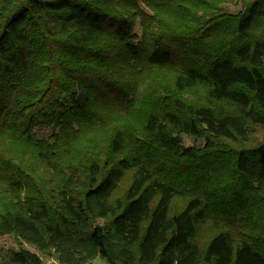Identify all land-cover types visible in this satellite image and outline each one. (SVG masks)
<instances>
[{
	"label": "trees",
	"instance_id": "1",
	"mask_svg": "<svg viewBox=\"0 0 264 264\" xmlns=\"http://www.w3.org/2000/svg\"><path fill=\"white\" fill-rule=\"evenodd\" d=\"M229 1L0 0V264H264V0Z\"/></svg>",
	"mask_w": 264,
	"mask_h": 264
},
{
	"label": "rangeland",
	"instance_id": "2",
	"mask_svg": "<svg viewBox=\"0 0 264 264\" xmlns=\"http://www.w3.org/2000/svg\"><path fill=\"white\" fill-rule=\"evenodd\" d=\"M224 6H226L228 9L230 10H237L240 7V2L239 0H231L229 2H226L224 4ZM136 31L139 32V26L136 27ZM54 129L51 127L48 128H35L34 132L38 137H46L47 135L51 134V132ZM183 139H184V144L187 145H191V144H196V145H201L203 143V141L200 139H197L191 135H183ZM21 245L25 248L31 249L35 252H37L41 258L43 259V261H45V264H61L57 259H55L54 257L50 256V255H46L43 254L41 252H39L35 247H33V245L26 243V242H22ZM19 246L15 236L13 234L10 235H4L0 237V258L1 256L6 252V250L9 247H15L17 248ZM88 264H107L106 259L97 256L95 259H93L90 263Z\"/></svg>",
	"mask_w": 264,
	"mask_h": 264
}]
</instances>
